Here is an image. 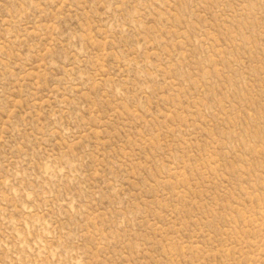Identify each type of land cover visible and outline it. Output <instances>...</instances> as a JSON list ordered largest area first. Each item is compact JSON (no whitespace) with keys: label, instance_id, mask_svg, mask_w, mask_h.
Masks as SVG:
<instances>
[{"label":"rangeland","instance_id":"1","mask_svg":"<svg viewBox=\"0 0 264 264\" xmlns=\"http://www.w3.org/2000/svg\"><path fill=\"white\" fill-rule=\"evenodd\" d=\"M0 264H264V0H0Z\"/></svg>","mask_w":264,"mask_h":264}]
</instances>
